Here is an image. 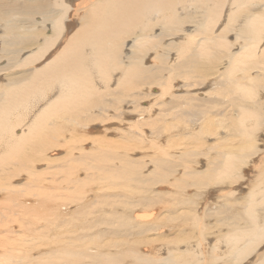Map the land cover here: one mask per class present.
<instances>
[{
    "label": "rangeland",
    "instance_id": "374dc122",
    "mask_svg": "<svg viewBox=\"0 0 264 264\" xmlns=\"http://www.w3.org/2000/svg\"><path fill=\"white\" fill-rule=\"evenodd\" d=\"M9 1L11 3L13 2V0H0V10L2 5L9 4ZM14 1L19 4V1H23L24 3V1L27 0ZM29 1L30 0H28V2ZM192 1L194 2L192 5L187 4L186 7L182 5L177 6V4V7L172 9L174 14L181 12L176 15H182L178 16L180 25H177L179 27L177 25V27H172L168 33L161 28L164 19L163 16L168 14V12L165 11L167 14L162 13L156 18L159 21L158 27H156L155 30H152V32L147 31V37L144 36L147 29H145V31H140V29L133 31L138 33H135L138 38H133V35H135L133 33L130 34L131 36H129L128 33L126 34L127 36H123V39L121 40L122 43H119L121 49V64L114 63V65H118L119 69L118 67L112 68L116 67L112 64L111 66L109 65L111 69L108 67V70L104 71V74L111 78L108 77L110 82H107L109 80H106V82L109 83V85H107L108 89L106 88V83L103 82L104 77L101 76V72H98L96 68L92 69L91 75L93 77H91L93 84L95 85V88L98 89V91H95L100 103L103 102L99 108H95L90 112V115L96 118L90 116L91 119L89 117L86 124L79 125V120H81V118L75 114V122L66 123L67 128L63 129L60 138L49 146V149L47 150L48 152L46 151L43 154V159L41 157V160H36L35 163H32V170L35 171H33V173L36 174L35 176H31L28 172L22 170L23 172L18 173L15 175V178L10 179L9 174L12 172H9V168L4 167L5 169L2 170L1 168L3 167H0L1 178H4L0 180H4L3 183L6 186V183L9 184V187L6 189H4L5 187H2L4 185L0 187V263L3 261L1 264H17V262L19 264H42L49 258L48 255L50 253L61 250L64 244L67 243L64 241L68 234L65 236L63 235L64 238H60L64 240L62 245L61 241H56L54 239L57 237L59 238L61 234V230H59L61 229L59 227V222L61 221L72 223L73 226L70 225L71 227L69 229L78 227L79 233L84 232L81 235H84L85 238L87 237L86 239L84 238L85 243L86 241L89 242L92 237H96L99 241L96 238L94 239L91 244V246L93 245L91 251L94 254L95 252H98V255L100 256L101 254L102 256L101 259L107 258L112 261V264H261V262L264 261V240L261 241L259 247L257 245L246 253V256L248 257L243 259V261L242 258L234 259L232 253V248H234L233 246H235V244L242 248L249 242L248 239L236 241L238 236H241L242 238L244 233H254L257 237L260 228L264 227V71H262L264 70V61L260 64V61L264 58V33L262 34L263 40L260 42L262 52L259 53L258 50L254 60H251L252 62L254 61L257 63V65L254 66L256 69L251 67L252 62L246 63L248 60L243 58L241 59V61L243 60L241 64L243 70L239 68L240 71H233L231 69L229 57L240 55L242 50L243 53L245 52L244 49L246 45L244 42V36L242 37L243 34H241V26L244 23L246 12L241 10L242 8L238 3L233 4V1H228L229 3H226L225 0L221 7V13L215 28H213L214 26L210 28L203 27L202 22H204L205 11H200L199 9L203 10V8L197 6L198 2L195 0ZM210 2L209 6H214V2ZM183 5H186V3ZM260 5L262 4H258L259 8L256 5L250 6V16L253 12L258 14V11L264 8V6L260 7ZM78 9L79 10L76 12L73 11L71 14L72 17H75L76 28L83 26H81V17H83L86 12V7L84 8V6H80ZM188 9L190 10L184 11ZM193 10L196 11L195 13H197L198 10L200 12L198 11V13L195 14ZM184 13H186L185 15L187 17H185ZM232 13L235 14L229 20L228 16ZM0 15V37L2 38L4 33H8L6 31L7 28L5 27L7 24L6 21L8 20L5 19V22H3L4 19H1L3 18V13H0ZM17 17L18 19H22V16ZM40 20L41 18L39 15L35 17L36 22H39ZM1 21L3 23H1ZM79 21L80 23H78ZM26 26H28V24ZM40 27H38V30L43 28V26ZM48 27H51V25ZM47 32L48 31L44 32V36H42L43 40L39 39V43H45L47 38H49L48 36L52 35L51 32ZM139 34L142 35V39H140L141 36ZM211 37L214 38V40L220 39L221 37L222 41L226 43V47H216V49L214 45L216 43L214 41H212V44L210 41L206 40V38ZM145 38L149 41L146 42L148 44L145 43ZM137 39L141 40H138V43H141L140 45L138 44V46L135 45L137 44ZM65 40L61 42L62 44L57 48L55 45L52 47L54 49H46L44 51V57L29 67L28 64H26L27 66L24 65L22 68H12V66H8L7 59L3 58L2 61H0V68H5L8 71L3 69V72H0V100L5 98L2 96L5 90L13 89L10 86L12 83L11 81H15L16 78L22 79L23 77L26 81V78L34 69L41 68V66L43 67L51 60L49 55L50 52L55 51L57 53L66 46L65 44H67L69 40ZM143 42L147 45L145 48ZM142 44L144 45L143 47L141 46ZM204 44H208L211 49L214 48V51L210 50L211 55H201L194 58L195 61L193 66L198 72H192V67H184L183 65L185 61L190 57L186 54L188 52L190 55L193 52L198 53V51H200L198 47L200 46L201 48ZM91 46L92 45H90V47ZM140 46L142 49L144 48L142 52L146 51L145 54H147L146 56L144 55L145 60L147 61L142 62L143 67L147 68L148 71L151 70L149 72H153V74L157 71L155 74L160 75L162 72V77L160 75V81L164 78L162 83L159 82L153 85L152 82L143 81L140 82L137 87L134 86V88L127 87L122 83L121 78L123 72L133 64V62L131 64V61H133L134 58L139 57V55L134 52L138 51L140 53ZM37 47L38 46H35L30 48V51L26 50L22 52L17 58L18 62L24 61V59L27 60L26 58L36 53V51H39V53L42 54L40 51L41 47ZM188 47H190L189 49L191 52L187 49ZM31 49L33 50L31 51ZM90 54V51L87 52V55ZM136 55L138 56L136 57ZM44 60H47L46 63ZM142 61H144V59H142ZM135 62H138V60L134 61V63ZM243 64L247 67H244ZM247 64L250 65L252 69L249 68ZM257 66L261 69H258ZM244 73L250 74L245 75ZM198 75L201 76L198 77ZM238 75H240V78H237L239 77ZM231 76L234 77L229 80V78H232ZM254 76L255 78H253ZM247 78L251 79L249 80ZM233 80L237 82H234ZM165 81L166 83L170 81L169 84L167 83L168 88L165 87L166 84L164 85ZM227 81H231V83H228ZM225 83L227 84L225 85ZM242 85L245 86H243V89L245 88L244 90H251H249L252 93L250 97H254V99L245 97L246 94L242 92ZM250 85L251 87H248ZM235 86H241L239 89L240 91H237V94L235 91L234 94L231 93V91H227V89H232ZM130 88H132V90ZM2 90L4 91L3 93ZM239 92H241V94H239ZM54 93L55 92H48L47 95L51 94V96H53ZM101 95L103 96L100 97ZM191 96H194V100H192L193 98ZM239 97L241 98L239 99ZM46 98L44 99V102H39V105L33 104L32 108L29 110L28 108H25V110H23V107H21L23 109L20 108V111L23 110L22 117H20L21 120L19 124H16L13 133V136H15L16 139L21 133L22 135L28 133L29 124L31 125L35 116L45 108L50 99V97ZM235 100L238 101L236 104L239 103V106L246 108V110L247 108L250 110L249 108L252 107L256 108L255 110L258 109V116H255L254 118L253 116H250L251 118L246 117L244 115L245 111L242 112L239 106L237 107L235 105ZM231 101L234 102L232 103ZM188 102L191 104H188ZM84 117H86V115H84ZM241 118L246 119L240 121L242 120ZM209 129L212 130V132ZM140 136L142 137L140 138ZM251 141L254 142L253 150H251L250 153L249 151L245 153L247 156L243 162L236 161L237 167L234 171L235 173L232 172L227 175L228 177L225 176L223 179L213 183L202 182L203 177L207 175L210 170H218L223 167V161H225L223 157H221L223 151L240 154L243 147ZM61 145L64 146L61 147ZM0 148V154L3 152L1 155H4V143L3 145L0 143ZM72 157L73 159L75 158L74 162ZM159 160L165 161L169 166L166 167V165L165 168L159 167ZM126 162H129L130 165L136 169L137 177L144 182L136 183L139 185V190H137L139 192L136 194L126 192L127 190L125 188L122 189L123 186H120L122 181L117 180L116 182V179L113 178V176L110 177L112 181L114 180L116 182L115 186L109 184L111 180L106 178H104L106 180L103 179V176L106 174L113 175L119 168H123V164ZM99 165L104 166L106 171H99ZM63 168H65L64 171L68 168H73L72 172L74 171V173H72V175L76 180L72 178L73 176L68 177L69 175L67 174V171H65L66 174L63 173ZM78 169L79 171H77ZM39 171H41V173ZM159 171H161L160 176L158 175ZM63 175H66V178ZM6 176H8V181ZM67 178H69V180H67ZM77 183L79 186H75ZM72 184L74 185L73 188ZM50 185H52V187H50ZM92 185H94V187ZM56 187L61 189L58 188V190ZM67 187L71 189L66 190ZM78 188H83V190L86 191L87 195L82 197L86 204L81 200L83 204L80 205L81 202L76 193ZM72 190L75 191L74 194L72 193ZM38 191L42 194H47L48 192L51 193L50 195H53L55 201L53 200L49 202V204L58 203L59 207H62H60L61 218L59 217V224L56 227H50L51 230L45 229V226H49L50 220L42 216L47 214L42 211L40 200H38L39 202L37 201L38 203L36 202L40 197L41 199H44L43 195L40 193L39 195L37 194ZM54 191L56 193H54ZM8 193H10L12 197L15 196L14 200ZM68 194H70V196ZM100 196L104 197L101 198ZM103 201H105V205L107 203L106 206L103 205ZM251 203H253V207L256 211V220L253 221L246 216V210ZM16 204L25 205L27 210L24 209L26 210L24 211L23 208L15 207ZM92 204L96 207L91 206ZM34 205H38V208H36L37 211ZM102 206L104 209L107 208L106 212ZM79 207H83L82 213H80L81 208L79 209ZM17 208L25 212L23 220L17 219ZM10 210L13 211V213H9L8 211ZM44 210L47 211L46 208ZM93 210L97 214H100L96 215ZM92 212L95 213L94 217ZM101 212H104V215ZM105 213H109L108 216H106ZM97 216L99 218H97ZM102 216H105L104 219ZM62 217L67 220H64ZM29 218L30 220H28ZM71 218H73L72 222H70ZM8 220L12 221L10 223L11 235L4 232V229L5 231L8 229L5 226L7 223L6 221ZM93 220L96 222H93ZM254 221L257 223V226L253 223ZM3 222L5 223L3 224ZM26 222L29 223L28 227H36V231H33V234L30 233L31 235H29V232L32 229H26V226H24ZM109 222L110 225L107 224ZM122 223L123 226L121 225ZM102 224L110 227H104ZM119 225H121V227H119ZM88 227H90V229H88ZM94 227H96V230ZM97 227L98 229L102 227L99 230L105 234L103 235L102 233H99L100 231L98 232ZM83 228H85V230ZM118 229L120 231H118ZM42 230L46 231V235L43 237L38 233V231ZM88 231L91 233L90 238V233ZM6 234L10 239L6 237ZM68 236L70 237L71 234ZM18 239L21 241L23 240L22 242L24 243ZM132 240L135 242L133 243ZM112 243L114 244L112 245ZM116 244H118V247L121 249L118 247V249H116ZM38 245L40 248L35 250L34 246L38 247ZM95 245H97L98 248H95ZM99 245H101V247H106L101 250ZM10 253L12 256L11 258L9 257ZM129 254L133 255L130 257ZM113 257L115 259H113Z\"/></svg>",
    "mask_w": 264,
    "mask_h": 264
},
{
    "label": "bare ground",
    "instance_id": "6f19581e",
    "mask_svg": "<svg viewBox=\"0 0 264 264\" xmlns=\"http://www.w3.org/2000/svg\"><path fill=\"white\" fill-rule=\"evenodd\" d=\"M30 0L28 2L27 1H19L17 4L14 0L13 2L9 4H4V6L2 5L0 13H3V18L4 19L3 22H5V19L8 20L6 21L7 24L5 25V27L7 28H2V29H6V31L8 33H4V36L1 38L0 37V53H1V57H0V61H2L3 58L7 59V64L8 66H12V68L15 67H23L24 65L27 66L26 64H28L29 66H32L33 64L37 63L38 61H40V59L42 57H44V51L46 49H54L52 48L53 46H55L56 48L59 47L60 44H62L61 42H63L65 39H68L69 41L67 42V44H65L66 46L59 52H50L49 55L51 57V60L48 61L46 63L47 60L45 61V65L43 67L41 66V68L38 69H34L30 75L26 78V81L22 75V79H17L15 81H11V87L13 89H7L5 90V92L2 90V96L5 97L2 100H0V143H4V155H1L3 152H1V156H0V167L2 170L5 169L4 167H8L9 168V172H12L9 174V178L13 179L15 178V175H17L18 173H21L23 171L28 172L31 176H35L36 174L33 173L34 170H32V163H35L36 160H41V157L43 159V154L49 149V146L53 144L54 141H57L58 138H60V136L62 135V131L63 129L67 128L66 123H71V122H75V117L74 115L76 114L78 117L81 118V120H79L80 124L79 125H84V123L86 124V121L89 120V117L92 116L90 115V112L92 110H94L95 108H99L103 102L100 103L98 97H97V93L95 90L98 91V89L95 88V85L93 84V80H92V69L96 68V70H98V72H101V76H103V82L106 83V88L107 85H109L110 82V77L106 74H104L105 70H108L109 65L111 66L112 64L114 65V63L116 64H121V54H120V44L122 43L121 40L123 39V36L126 35L127 33L129 34V36H131L130 34L133 33L135 34L137 29H140V31H145V35L147 37V33L149 31L152 32V30H155L156 27H158V20L156 19L159 15H161L162 13L167 14L166 12H168V14L166 16H163V24H161V28L164 29V31H170L172 29V27L176 26L177 24H179V19L178 16L181 15H176L177 13H181V12H177L176 14H174V11L172 9H175V7L182 5V6H186L187 4H194V2L191 0ZM196 2H198L197 6L202 7L203 10L199 9L200 11H205V18H204V22H202V26L204 27H213L215 28L216 24L218 23V18L219 15L221 13V7L223 6V3L225 0H195ZM210 1L214 2V6H209L210 5ZM233 1V4L238 3L240 5V7L242 8L241 10H244V12H246V16H244V23L241 26V34L242 37L244 36V42H245V52L242 53L238 56H230L229 57V61L231 63V69L233 71L235 70H239V68H241V64L242 61L241 59L245 58L248 60V62L246 63H251L252 59L254 60L255 55L257 53V51L259 50V53L262 52V47L260 42L263 40L262 39V34L264 33V8H262L260 11H258L259 13H254L251 14L250 16V6L256 5L258 7V4H262L261 6H264V0H226V3ZM5 2V1H4ZM79 2V3H78ZM210 2V3H209ZM77 3V4H76ZM184 3H186V5H183ZM178 4V5H177ZM87 5V6H85ZM177 5V6H176ZM80 6H84L85 9V13L84 16L81 17V21L82 27H78L75 26V17H72L71 14L72 12H76L77 10H79L78 8ZM196 6V5H193ZM182 8V7H181ZM259 8V7H258ZM257 8V9H258ZM82 9V8H81ZM80 9V10H81ZM184 9V8H183ZM194 9V8H193ZM234 9V8H233ZM253 9V8H252ZM178 10V9H177ZM188 10H184V11H189ZM198 10V11H199ZM166 11V12H165ZM183 11V12H184ZM197 11V13H198ZM199 11V12H200ZM193 12L195 13L196 11L193 10ZM78 13V12H77ZM189 13V12H188ZM195 13V14H197ZM203 13V12H202ZM74 14V13H73ZM186 13H184L185 15ZM235 13L230 14V16H228L229 20L231 17H233ZM40 16L41 20L38 22L35 21V17L36 16ZM1 16V15H0ZM17 16H22V19H18ZM80 16V15H79ZM185 17H187L185 15ZM15 18V19H13ZM79 18V17H78ZM190 18V17H189ZM193 18V17H192ZM196 18V17H195ZM238 18V17H237ZM241 18V17H240ZM161 19V18H160ZM203 19V18H201ZM145 20V21H144ZM200 20V19H199ZM228 20V21H229ZM144 21V22H143ZM155 21V22H153ZM161 21V20H160ZM183 21V20H182ZM1 21V23H3ZM143 22V23H142ZM80 23V21L78 22ZM157 23V24H156ZM201 23V22H200ZM28 24V26H26ZM26 27H25V26ZM49 25H51V27H48ZM180 25V24H179ZM43 26V28L40 30H38V27ZM47 26V27H46ZM178 26V25H177ZM176 26V27H177ZM4 27V26H3ZM25 27V28H24ZM179 27V26H178ZM201 27V28H203ZM41 28V27H40ZM197 28V27H196ZM144 29V30H143ZM210 30V29H209ZM48 31L47 33L51 32V36H48L49 38H47L45 43H39V39L43 40L44 36V32ZM138 31V32H140ZM148 31V32H147ZM163 31V32H164ZM195 31V30H194ZM176 32V31H174ZM173 33V32H172ZM194 33V32H193ZM201 33V32H200ZM132 34V35H133ZM138 34V33H136ZM136 34L133 35V38H138L136 37ZM3 35V34H2ZM140 35V34H139ZM137 35V36H139ZM162 35V34H161ZM127 36V35H126ZM125 36V37H126ZM142 39V35H140ZM42 37V38H41ZM47 37V36H46ZM160 37V36H159ZM197 38V37H196ZM60 39V41H59ZM128 39V38H127ZM140 39H137V45H140L141 43H138V40L141 41ZM144 39V38H143ZM238 39V38H237ZM190 40V39H189ZM207 41H210L212 44L214 41L216 44V47H224L226 43H224L220 37V39H215L214 38H206ZM59 41V42H58ZM145 43L148 41L147 38H145ZM66 42V40H65ZM149 42V41H148ZM194 42V41H192ZM205 42V41H204ZM58 43V44H56ZM136 43V42H135ZM144 43V42H143ZM144 45L142 44L141 46L144 48L147 46L146 43ZM125 44V43H124ZM150 44V43H149ZM64 45V44H63ZM90 45H92L90 47ZM35 46L41 47L40 51L42 52L39 53V51H36V53H34L33 55L28 56L24 61L18 62L17 58L18 56L28 50L30 48H33ZM122 46V45H121ZM136 46V47H137ZM139 47L140 49V53L138 51L134 52L137 53L139 55V57H137L138 55H136L137 58H134L133 61H131V64L133 62L132 65H130V67L125 70V72H123V76H122V83H124L127 87H133L136 86L143 81H149L152 82L153 85L157 84L159 82L162 83V79L160 81V78L162 77V72H161V77L159 74H153L150 73L149 70L145 67H143L142 62H145L147 60H145V56L147 54L146 51L142 52L143 49L142 47ZM198 46V45H197ZM37 47V48H38ZM191 47V46H190ZM190 47H188L187 49H189ZM226 47V46H225ZM192 48V47H191ZM200 49V51H198V53L193 52L191 55L188 52L186 55H189V59L187 61H185L184 63V67H192L193 70L192 72H198V70L193 66L194 63V58L198 57V56H206V55H211V51H214V48H209L208 44H204L198 47ZM230 48V47H229ZM60 49V48H59ZM147 49V48H146ZM153 49V48H152ZM217 49V48H216ZM215 49V50H216ZM33 49H31L32 51ZM138 50V49H137ZM185 50V49H184ZM195 50V49H194ZM193 50V51H194ZM230 50V49H229ZM48 51V50H47ZM91 52L90 55H87V52ZM188 51V50H187ZM186 51V52H187ZM190 51V49H189ZM142 52V53H141ZM185 52V51H184ZM191 52V51H190ZM39 53V54H38ZM122 53V52H121ZM144 53V54H143ZM230 53V51H229ZM41 54V55H40ZM143 54V56H142ZM218 54V53H217ZM234 54V53H233ZM239 54V53H238ZM93 55V56H91ZM134 55V54H133ZM145 55V56H144ZM264 55V53H263ZM262 56V54H261ZM132 57V56H131ZM130 57V58H131ZM135 57V56H133ZM144 57V58H143ZM203 58V57H202ZM206 58V57H204ZM261 58V57H260ZM135 62L134 61H137ZM142 59H144V61H142ZM264 59V58H263ZM260 61L263 62L264 60ZM151 60V59H149ZM259 60V59H258ZM43 61V60H42ZM163 61V60H162ZM184 62V61H183ZM254 62V61H253ZM251 67L254 68L255 65H257L256 62L253 63ZM147 63V62H146ZM177 63V62H175ZM245 63V64H246ZM114 65L116 67H112V68H117L118 65ZM149 64V63H147ZM183 64V63H182ZM181 64V65H182ZM263 64V63H262ZM38 65V64H37ZM180 65V66H181ZM244 65V64H243ZM248 65V64H247ZM6 66V65H5ZM36 66V65H35ZM148 66V65H147ZM182 66V67H183ZM260 66V65H259ZM259 66L258 69L260 68ZM7 67V66H6ZM93 67V68H92ZM122 67V65H121ZM127 67V66H126ZM153 67V66H152ZM244 67H247L244 65ZM249 68L250 65H248ZM9 68V67H8ZM11 68V70H12ZM33 68V67H32ZM36 68V67H35ZM111 69V67H109ZM164 68V67H163ZM205 68V67H204ZM264 68V65H263ZM4 70H7L5 68H3ZM0 68V72L3 70ZM119 69V67H118ZM159 69V68H157ZM175 69V68H174ZM191 69V68H190ZM252 69V68H251ZM250 69V70H251ZM256 69V68H254ZM257 69V70H258ZM261 69V68H260ZM10 70V69H9ZM10 70V71H11ZM189 70V69H187ZM184 70V71H187ZM241 70H243V68H241ZM8 71V70H7ZM29 71V69H28ZM94 71V70H93ZM111 71V70H110ZM162 71V69H161ZM180 71L183 73V71L180 69ZM191 71V70H190ZM207 71V70H206ZM240 71V70H239ZM247 71V70H246ZM264 71V70H262ZM3 72V71H2ZM6 72V71H5ZM4 72V73H5ZM177 72V70H176ZM237 72V71H236ZM12 73V71H11ZM22 73V72H20ZM29 73V72H28ZM94 73V72H93ZM107 73V72H106ZM223 73V72H222ZM9 74V72H8ZM23 74V73H22ZM99 74V73H98ZM191 74V73H190ZM195 74V73H194ZM231 74V73H229ZM235 74V73H233ZM245 74V73H244ZM250 74V73H248ZM247 73L245 75H248ZM10 75V74H9ZM122 75V74H121ZM181 75V74H180ZM189 75V74H188ZM187 75V76H188ZM243 75V74H242ZM92 76V77H91ZM192 76V75H191ZM201 76V75H200ZM198 75V77H200ZM240 78V75H238ZM244 76V75H243ZM21 77V76H20ZM19 77V78H20ZM110 79H109V78ZM171 77V76H170ZM176 77V76H174ZM179 77V76H178ZM177 77V78H178ZM232 77V76H231ZM234 77V76H233ZM229 78V80L233 79ZM250 77V76H249ZM5 78V77H4ZM197 78V76H196ZM255 78V76L253 77ZM259 78V77H258ZM176 79V78H175ZM249 79V78H247ZM251 79V78H250ZM249 79V80H250ZM106 80H109L106 82ZM166 80V79H165ZM190 80V79H189ZM235 80V79H234ZM233 80V81H234ZM239 80V79H238ZM256 80V79H255ZM120 81V80H119ZM197 81V80H196ZM102 82V83H103ZM170 82V81H169ZM169 82H167L169 84ZM187 82V81H186ZM189 82V81H188ZM228 83L231 81H227ZM237 82V81H234ZM259 82V81H258ZM3 83V82H1ZM121 83V84H122ZM151 83V84H152ZM164 83L165 87L168 88V84ZM120 84V83H119ZM172 84V83H171ZM227 83H225L226 85ZM250 84V83H249ZM146 85V83H145ZM188 85V84H187ZM245 85V84H244ZM235 86L232 89H227L228 92L231 91V93L237 94V91H240V87L242 88V92L244 94H246L245 97H250L252 95V93L248 90H244L243 86ZM124 86V85H123ZM147 86V85H146ZM151 86V85H150ZM156 86V85H155ZM173 86V85H172ZM2 87V86H1ZM5 87V86H4ZM7 87V86H6ZM205 87V86H204ZM227 87V86H226ZM232 87V86H229ZM245 87V86H244ZM248 87H251L248 86ZM8 88V87H7ZM2 89V88H1ZM108 89V88H107ZM106 89V90H107ZM132 90V88H130ZM196 89V88H195ZM259 89V88H258ZM170 90V89H169ZM108 91V90H107ZM126 91V90H125ZM164 91V90H163ZM253 91V89H252ZM255 91V90H254ZM48 92H55L54 93V97L50 95H47ZM138 92V91H137ZM140 92V91H139ZM165 92V91H164ZM172 92V91H171ZM46 93V94H45ZM107 93V92H106ZM134 94V93H133ZM239 94H241V92H239ZM242 94V95H244ZM254 94V93H253ZM49 96L50 99L48 100L45 108L37 115L35 116L34 120L31 122V125L29 124V128H28V133L23 134L21 133V135L16 139L15 136H13L14 133V128L16 127V124H19L20 122V117H22V112L23 110H25V108H28V110L30 108H32L33 104H38L39 102L42 103V101L44 102V99ZM103 95H101L100 97H102ZM134 96V95H133ZM183 96V95H182ZM47 97V98H49ZM181 97V96H180ZM186 97V96H185ZM189 97V96H188ZM192 97V96H191ZM194 97V96H193ZM192 97V98H193ZM242 97V96H241ZM239 97V99L241 98ZM46 98V99H47ZM104 98V97H103ZM165 98V97H164ZM251 98V97H250ZM145 99V98H144ZM237 99V100H239ZM251 99H254L251 98ZM261 99V98H260ZM100 100L102 101V99L100 98ZM122 100V99H121ZM186 100V99H185ZM188 100V99H187ZM194 100V98L192 99ZM196 100V99H195ZM237 100H235V105L238 107L239 103L236 104V102H238ZM123 101V100H122ZM37 102V103H34ZM121 102V101H120ZM124 102V101H123ZM186 102V101H185ZM229 102V101H228ZM232 103L234 101H231ZM254 102V101H253ZM28 103V104H27ZM46 103V102H45ZM44 103V104H45ZM122 103V102H121ZM125 103V102H124ZM187 103V102H186ZM190 102H188L189 104ZM255 103V102H254ZM253 103V104H254ZM257 103V102H256ZM261 103V102H260ZM120 104V103H119ZM141 104V103H140ZM191 104V103H190ZM252 104V105H253ZM258 104V103H257ZM39 105V104H38ZM114 105V104H113ZM243 105V104H242ZM250 105V106H252ZM36 106V105H35ZM112 106V105H111ZM116 106V105H115ZM140 106V105H138ZM23 107V108H21ZM37 107V106H36ZM40 107V106H39ZM38 107V108H39ZM103 107V106H102ZM105 107V106H104ZM117 107V106H116ZM141 107V106H140ZM20 108L23 109L22 111H20ZM34 108V107H33ZM36 108V109H38ZM240 110L244 112V115L246 117H250L253 116V118L255 116H258L257 114L258 109L255 110L256 108H249L250 110H254V111H250L246 110V108H242L240 107ZM41 109V108H40ZM139 109V108H138ZM20 111V112H19ZM36 111V110H35ZM40 111V110H39ZM260 111V110H259ZM19 112V113H18ZM135 113V112H134ZM28 114V113H27ZM84 115H86V117H84ZM243 115V116H244ZM33 116V115H32ZM15 117V118H13ZM93 117V116H92ZM242 117V116H241ZM86 118V119H85ZM96 118V117H93ZM92 118V119H93ZM251 118V117H250ZM91 119V117H90ZM98 119V118H97ZM242 120L240 121H244L246 118H241ZM24 120V119H23ZM94 120V119H93ZM91 121V120H90ZM239 121V122H240ZM78 122V123H79ZM138 122V121H137ZM77 123V122H76ZM244 123V122H243ZM137 124V123H136ZM22 125V124H21ZM20 126V125H19ZM137 126V125H136ZM21 127V126H20ZM82 127V126H81ZM131 127V126H130ZM208 127V126H207ZM19 128V127H18ZM248 129V128H247ZM210 130V129H209ZM25 131V132H26ZM141 131V130H140ZM212 132V130H210ZM200 132V131H199ZM247 132V131H244ZM140 134V133H139ZM173 134V133H172ZM136 135V134H135ZM134 135V136H135ZM93 136V135H92ZM250 136V135H248ZM142 136H140L141 138ZM64 138V137H62ZM147 138V137H146ZM67 139V137H66ZM61 142V141H60ZM58 143V142H57ZM59 144V143H58ZM64 145H61V147ZM54 147V146H53ZM78 147V146H77ZM254 147V142H248L247 145L245 147H243L242 151L240 152V154H235L234 152H227V151H223L222 152V156L223 159L225 161H223V167L218 169V170H210L207 175H205L203 177L202 182L203 183H213L215 181H219L221 179H223L225 176H227L228 174L234 172L236 170L237 164L236 161L238 162H243L245 160V157L247 156V154H245L247 151L253 150ZM73 148V147H72ZM75 148V147H74ZM1 149V148H0ZM51 149V148H50ZM58 150V149H57ZM80 150V149H79ZM130 151V150H129ZM184 151V150H183ZM48 152V151H47ZM85 152V151H84ZM68 154V153H67ZM82 154V153H81ZM86 154V152H85ZM89 154V153H88ZM124 154V153H123ZM127 154V153H126ZM170 154V153H169ZM72 155V153H71ZM75 155V154H74ZM54 156V155H53ZM68 156V155H66ZM65 156V157H66ZM184 156V155H183ZM186 156V155H185ZM131 157V156H129ZM40 158V159H39ZM61 158V157H60ZM67 158V157H66ZM84 158V157H83ZM92 158V156H91ZM94 158V157H93ZM127 158V157H126ZM125 158V159H126ZM141 158V157H140ZM139 158V159H140ZM158 158V157H157ZM156 158V160H157ZM54 159V158H53ZM75 159V158H74ZM74 159L72 157V160L74 162ZM90 159V158H89ZM124 159V157H123ZM71 160V159H70ZM87 160V159H86ZM94 160V159H93ZM165 160V159H164ZM68 161V160H67ZM144 161V160H142ZM169 161V160H168ZM171 161V160H170ZM91 162V161H90ZM38 163V162H37ZM79 163V162H78ZM83 163V162H82ZM138 163V162H137ZM145 163V162H144ZM172 163V162H171ZM181 163V162H180ZM39 164V163H38ZM43 164V163H42ZM66 164V163H65ZM81 164V163H80ZM93 164V163H92ZM100 164V163H99ZM222 164V162H221ZM63 165V163H62ZM77 165V164H76ZM84 165V163H83ZM117 165V164H116ZM167 165V166H166ZM14 166V167H13ZM57 166V165H56ZM60 166V165H59ZM67 166V165H66ZM73 166V165H72ZM100 166V165H99ZM113 166V165H112ZM123 168H119V169L113 174V175H108L106 174L105 176H103V179L106 178L108 180H111L110 176H113V178H115L116 182L118 181H122V183H120V186H123V188H125L127 191L126 192H132V194H136L137 190H139V185L136 183H144L142 182L138 177H137V173H136V169L130 165L129 162H126L125 164H123ZM158 166L161 168H165L168 167V163H166L165 161L159 160L158 162ZM222 166V165H221ZM50 167V166H49ZM97 167V166H96ZM152 167V166H151ZM67 168V167H66ZM93 168V167H92ZM149 168V166H148ZM65 168H63L62 171H64ZM112 169V168H111ZM172 169V168H171ZM21 170V171H20ZM23 170V171H22ZM42 170V169H41ZM50 170V169H49ZM60 170V169H59ZM73 168H68L65 171H67V175L68 177H72V173H74V171L72 172ZM94 170V169H93ZM99 171H106V169L104 168V166H100ZM46 171V170H45ZM61 171V174H62ZM65 171L63 173H65ZM79 171V169L77 170ZM146 171V170H145ZM164 171V170H163ZM2 172V171H1ZM4 172V171H3ZM25 172V173H26ZM35 172V171H34ZM41 173V171H39ZM165 172V171H164ZM70 173V174H69ZM91 173V172H90ZM154 173V172H153ZM157 173V172H155ZM235 173V172H234ZM4 174V173H3ZM66 174V173H65ZM44 175V174H42ZM77 175V173H76ZM75 175V177H76ZM91 175V174H90ZM158 175H161V171H159ZM5 176V175H4ZM66 178V175H63ZM28 177V176H27ZM37 177V176H36ZM102 177V176H101ZM228 177V176H227ZM8 178V176H6V179ZM29 178V177H28ZM38 178V177H37ZM36 178V179H37ZM60 178V177H59ZM74 179V176L72 177ZM77 178V177H76ZM0 179H4L3 177L1 178L0 175ZM57 179V177H56ZM78 179V178H77ZM104 179V180H106ZM163 179V177H162ZM29 180V179H28ZM66 180V179H65ZM67 180H69V178H67ZM76 180V179H74ZM87 180V179H86ZM92 180V179H91ZM107 180V181H108ZM8 181V179H7ZM30 181V180H29ZM90 181V180H88ZM94 181V180H93ZM103 181V180H102ZM114 180L110 181L109 184H111V186H115L116 182ZM4 180H0V187L2 185H4ZM57 182V181H56ZM63 182V181H62ZM65 182V181H64ZM67 182V181H66ZM30 183V182H29ZM69 183V182H68ZM71 183V181H70ZM104 183V182H103ZM6 185L2 186L5 187L4 189L9 187V184L6 183ZM31 184V183H30ZM29 184V185H30ZM35 184V183H34ZM44 184V183H43ZM59 184V183H58ZM57 184V185H58ZM95 184V182H94ZM82 185V184H81ZM33 186V185H32ZM67 186H71V185H67ZM75 186H79L78 183L75 184ZM94 187V185H92ZM134 186V187H132ZM50 187H52V185H50ZM74 187V185L72 184V188ZM85 187V186H84ZM100 187V185H99ZM13 188V187H12ZM16 188V187H15ZM33 188V187H32ZM42 188V187H41ZM46 188V187H45ZM44 188V189H45ZM57 188V187H56ZM59 188V187H58ZM57 188V189H58ZM81 188V186H80ZM78 188L76 193L77 196H79V200L81 202L80 205H82L83 203H85V201L83 200V196L87 195L86 191L82 189ZM61 189V188H59ZM58 189V190H59ZM66 189V188H65ZM71 188H68L66 190H70ZM76 189V188H75ZM74 189V190H75ZM106 189V188H104ZM145 189V188H144ZM43 190V189H41ZM55 190V189H54ZM110 190V189H109ZM37 191V190H36ZM53 191V190H52ZM73 191V190H72ZM7 193V192H6ZM16 193V192H15ZM14 193V194H15ZM39 193L41 195L44 196V199H37L36 202L38 200H40V203L42 204L41 208L42 211L47 214V215H42L44 216L46 219H49V226H45V229H50V227H56L59 224V227L61 229L60 231V236L59 238H54L56 241H61V245L63 244L62 239L60 238H64V236L66 234H71V238L68 236L65 237V241L67 242L64 244L63 248L60 249L59 251L54 253H50L48 255V259H46V261H44L42 264H112V261L106 259H101V252L99 253L100 256L98 255V252L95 254L91 251V244L94 241V237H92L90 239L89 242L86 241V243L84 242V235H81L83 233H79L78 232V227H75L73 229H69L72 225V223H68L65 221H61L60 220V207L59 204H49V202L51 201H55V199L53 198V195H50L51 193H41L40 191L37 192V194L39 195ZM54 193H56L54 191ZM67 193V192H66ZM73 194L75 193V191L72 192ZM89 193V192H88ZM10 194V193H8ZM58 194V192H57ZM61 194V193H60ZM37 195V196H38ZM63 195V194H62ZM70 196V194H68ZM65 195V196H68ZM10 196L12 197V195L10 194ZM42 196V197H43ZM75 196V195H74ZM93 196V195H92ZM55 197V195H54ZM58 197V195H57ZM61 197V196H59ZM101 197V196H100ZM104 197V196H103ZM101 197V198H103ZM129 197V196H128ZM10 198V197H9ZM8 198V200H9ZM13 200L15 198V196L12 197ZM53 198V199H52ZM69 198V197H68ZM71 198H72V194H71ZM74 198V197H73ZM76 198V196H75ZM74 198V200L76 201V199ZM35 199V198H34ZM105 199V198H104ZM11 200V199H10ZM25 200V199H24ZM83 200L84 202L82 203ZM58 201V200H57ZM56 201V202H57ZM117 201V200H116ZM10 202V201H9ZM39 202V201H38ZM37 202V203H38ZM97 202V201H96ZM105 201H103V205L106 206L104 204ZM90 203V202H89ZM7 204V203H6ZM34 204V203H33ZM77 204V203H76ZM86 204V203H85ZM110 204V203H109ZM27 205V204H26ZM62 205V204H61ZM128 205V204H127ZM157 205V204H156ZM37 206V207H36ZM47 206V207H46ZM58 206V208H57ZM91 206H94L93 204ZM109 206V205H108ZM107 206V207H108ZM143 206V204H142ZM253 203H251L247 210H246V216L247 218L253 220H256V211L253 207ZM15 207L18 208H23L27 210V207L21 204H16ZM35 209L38 208V205H34ZM40 207V206H39ZM65 207V206H64ZM73 207V206H72ZM90 207V206H89ZM96 207V206H94ZM101 207V206H100ZM103 207V206H102ZM115 207V205H114ZM117 207V206H116ZM4 208V207H3ZM17 208V219L23 220L25 217V212L21 211L20 209ZM47 209V211H45L44 209ZM57 208V209H56ZM62 208V207H61ZM81 207H79L80 209ZM83 208V207H82ZM82 208L80 209L82 213ZM86 208V206H85ZM145 208V207H144ZM9 209V208H7ZM11 209V208H10ZM40 209V208H39ZM93 209V208H92ZM104 209V207H103ZM107 209V208H106ZM106 209L105 212H106ZM111 209V206H110ZM114 209V208H113ZM32 210V208H31ZM64 210V209H63ZM79 210V211H80ZM98 210V209H96ZM102 210V209H101ZM100 210V211H101ZM109 210V209H108ZM142 210V209H141ZM29 211V210H28ZM33 211V210H32ZM37 211V209H36ZM66 211V210H65ZM69 211V210H68ZM77 211V210H76ZM94 211V210H93ZM97 211V212H100ZM111 211V210H110ZM144 211V210H143ZM157 211V210H156ZM9 213H13V211H8ZM95 212V211H94ZM112 212V211H111ZM66 213V212H65ZM93 213V212H92ZM91 213V214H92ZM96 213V212H95ZM95 213H93V217L95 215ZM102 213V212H101ZM104 213V212H103ZM102 213V214H103ZM37 214V213H36ZM42 214V213H41ZM100 213H96V215H99ZM101 214V215H102ZM109 213H105L106 216H108ZM12 215V214H11ZM15 215V214H14ZM13 215V217H14ZM40 215V214H39ZM90 215V214H88ZM104 215V214H103ZM113 215V214H111ZM6 216V215H5ZM66 216V215H65ZM110 216V215H109ZM38 217V216H37ZM60 217V218H59ZM73 217V216H72ZM103 217V216H102ZM105 217V216H104ZM103 217V219H104ZM112 217V216H111ZM10 218V217H9ZM16 219V217H14ZM13 218V219H14ZM64 220L66 218L62 217ZM75 218V217H74ZM96 218V216H95ZM97 218H99L97 216ZM101 218V216H100ZM109 218V217H108ZM107 218V219H108ZM113 218V217H112ZM11 219V218H10ZM88 219V218H87ZM122 219V218H121ZM124 219V218H123ZM127 219V218H126ZM159 219V218H158ZM30 220V218L28 219ZM41 220V219H40ZM67 220V219H66ZM73 218H71L72 222ZM86 220V218H85ZM97 220V219H96ZM119 220V219H118ZM27 221V220H26ZM89 221V219H88ZM105 221V220H104ZM109 221V220H108ZM125 221V220H124ZM6 228L7 230L4 232L8 233V234H12L11 232V228H10V223L12 222L11 220L6 221ZM40 222V221H38ZM41 222L43 223V221L41 220ZM59 222V223H58ZM81 222V221H80ZM93 222H96L93 220ZM122 222V221H121ZM5 222H3L4 224ZM77 223V222H76ZM89 223V222H87ZM86 223V224H87ZM102 223V222H101ZM105 223V222H104ZM114 223V222H113ZM112 223V224H113ZM125 223V222H124ZM254 224L257 223L254 221ZM28 222H26L24 224V226H26V229L31 230L29 232V235L33 234V231H36V227H28ZM44 224V223H43ZM48 224V223H47ZM84 224V223H81ZM110 225V222L107 223ZM105 224V225H107ZM111 224V225H112ZM129 224V223H128ZM33 225V224H32ZM79 225V224H78ZM103 225V224H102ZM123 226V223L121 224ZM121 225H119V227H121ZM73 226V225H72ZM85 226V225H84ZM89 226V225H88ZM104 226V225H103ZM125 226V225H124ZM41 227V226H40ZM107 227V226H104ZM110 227V226H108ZM107 227V228H108ZM96 227H94L95 229ZM102 228V227H100ZM99 228V229H100ZM124 228V227H123ZM126 228V227H125ZM254 228V227H252ZM260 228V227H259ZM58 229V227H57ZM85 230V228H83ZM88 229H90V227H88ZM97 227V230L99 233H102L103 235L105 234L104 232H101V230H99ZM105 229V228H104ZM54 230V229H53ZM82 230V229H81ZM92 230V229H91ZM96 230V229H95ZM113 230H117V229H113ZM80 231V230H79ZM111 231V230H110ZM109 231V232H110ZM118 231H120L118 229ZM53 232V231H52ZM89 232V231H88ZM87 232V233H88ZM106 232V231H105ZM108 232V231H107ZM31 233V234H30ZM38 233L43 237L46 235V231L42 230V231H38ZM54 233V232H53ZM90 233V232H89ZM88 233V234H89ZM95 233V231H94ZM93 233V234H94ZM140 233V232H138ZM96 234V233H95ZM141 234V233H140ZM39 235V236H40ZM55 235V234H54ZM64 235V236H63ZM86 235V234H85ZM97 235V234H96ZM35 236V235H32ZM63 236V237H62ZM128 236V235H125ZM148 236V235H146ZM6 237L9 238V236L6 234ZM30 237V236H29ZM55 237V236H54ZM91 237V233L89 238ZM104 237V236H103ZM123 237V236H121ZM33 238V237H32ZM52 238V236H51ZM87 238V237H86ZM85 238V239H86ZM88 238V239H89ZM100 238V237H99ZM131 238V237H130ZM133 238V237H132ZM142 238V237H141ZM10 239V238H9ZM8 239V240H9ZM34 239V238H33ZM31 239V240H33ZM97 239V238H96ZM120 239V238H119ZM242 239H248L249 242L244 246V247H238L236 244L235 246H233L234 248H232V253L234 255V259H239L242 258L246 259L248 256H246V253H248L251 249H253L255 246L260 245L261 241L264 240V227L260 228V231L258 233V236L256 237L254 235V233L248 234V233H244L242 238L241 236H238V238H236V241L238 240H242ZM19 240V239H18ZM98 240V239H97ZM126 240V239H125ZM128 240V239H127ZM21 241V240H19ZM23 241V240H22ZM21 241V242H22ZM26 241V240H25ZM99 241V240H98ZM20 242V243H21ZM33 242V241H32ZM116 242V241H114ZM126 242V241H125ZM131 242V241H130ZM133 242V240H132ZM131 242V243H132ZM135 242V241H134ZM133 242V243H134ZM264 242V241H263ZM24 243V242H22ZM21 243V244H22ZM37 243V242H35ZM129 243V242H128ZM230 243V242H229ZM29 244V243H28ZM98 244V243H97ZM114 243H112L113 245ZM130 244V243H129ZM30 245V244H29ZM35 245V244H34ZM60 245V246H61ZM105 245V244H104ZM102 245V246H104ZM117 246L116 249H118L119 245L116 244ZM132 245V244H130ZM230 245V244H229ZM19 246V245H18ZM24 246V245H23ZM137 246V245H136ZM135 246V247H136ZM193 246V245H192ZM32 247V246H31ZM28 247V248H31ZM97 247V245H95V248ZM101 247V245H99V248ZM106 247V246H104ZM101 247V250L102 248ZM114 247V248H115ZM118 247V248H117ZM40 248V246H34V249L38 250ZM42 248V246H41ZM98 248V247H97ZM129 248V246H128ZM146 248V247H145ZM173 248V247H172ZM11 249V248H10ZM113 249V248H112ZM121 249V248H119ZM258 249V248H257ZM94 250V248H93ZM137 250V249H136ZM262 250V249H261ZM31 251V250H30ZM28 251V252H30ZM105 251V250H104ZM132 251V250H131ZM135 251V250H134ZM133 251V253H134ZM140 251V250H138ZM136 252V251H135ZM204 253V252H203ZM207 253V252H206ZM260 253V252H259ZM106 254V252H105ZM104 255V254H103ZM133 255V254H132ZM132 255L129 254V256L131 257ZM220 255V254H219ZM20 256V255H19ZM22 256V255H21ZM46 256V255H45ZM10 258L11 253H10ZM17 257V256H16ZM30 257V256H29ZM28 257V258H29ZM122 257V256H121ZM134 257V256H133ZM139 257V255H138ZM174 257V256H173ZM14 258V257H13ZM27 258V257H26ZM43 258V257H42ZM172 258V257H171ZM221 258V257H220ZM16 259V258H15ZM20 259V258H19ZM50 259V260H49ZM113 259H115L113 257ZM137 259V258H136ZM21 260V259H20ZM49 260V261H47ZM167 260V259H166ZM227 260V259H226ZM229 260V259H228ZM263 260V259H262ZM37 261V260H36ZM142 261V260H141ZM162 261V260H161ZM160 261V262H161ZM173 261V260H172ZM246 261V260H245ZM3 262V261H2ZM1 262V263H2ZM38 262V261H37ZM153 262V261H152ZM179 262V261H178ZM200 262V261H199ZM0 263V264H1ZM142 263V262H141ZM171 263V262H170ZM11 264V263H10ZM17 264H19L17 262ZM30 264V263H29ZM32 264V263H31ZM114 264V263H113ZM145 264V263H144ZM166 264V263H163ZM180 264V263H179ZM183 264V263H181ZM190 264V263H189ZM259 264V263H258ZM261 264H264V261L261 262Z\"/></svg>",
    "mask_w": 264,
    "mask_h": 264
}]
</instances>
